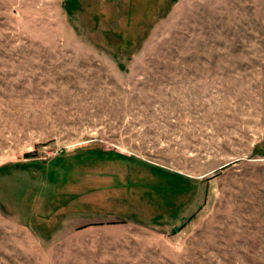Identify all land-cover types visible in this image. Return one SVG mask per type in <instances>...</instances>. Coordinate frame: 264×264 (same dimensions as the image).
<instances>
[{
	"label": "rangeland",
	"instance_id": "374dc122",
	"mask_svg": "<svg viewBox=\"0 0 264 264\" xmlns=\"http://www.w3.org/2000/svg\"><path fill=\"white\" fill-rule=\"evenodd\" d=\"M0 264H264V0H0Z\"/></svg>",
	"mask_w": 264,
	"mask_h": 264
},
{
	"label": "crops",
	"instance_id": "0c3cea01",
	"mask_svg": "<svg viewBox=\"0 0 264 264\" xmlns=\"http://www.w3.org/2000/svg\"><path fill=\"white\" fill-rule=\"evenodd\" d=\"M162 176H164V174H161Z\"/></svg>",
	"mask_w": 264,
	"mask_h": 264
}]
</instances>
